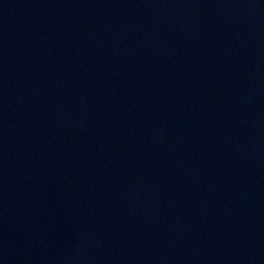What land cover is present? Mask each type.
Returning <instances> with one entry per match:
<instances>
[{
	"label": "water",
	"instance_id": "water-1",
	"mask_svg": "<svg viewBox=\"0 0 264 264\" xmlns=\"http://www.w3.org/2000/svg\"><path fill=\"white\" fill-rule=\"evenodd\" d=\"M0 264H264V0H0Z\"/></svg>",
	"mask_w": 264,
	"mask_h": 264
}]
</instances>
